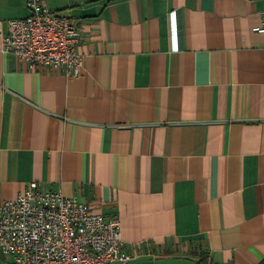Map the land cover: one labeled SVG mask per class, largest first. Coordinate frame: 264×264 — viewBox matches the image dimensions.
I'll return each mask as SVG.
<instances>
[{
	"label": "crops",
	"instance_id": "crops-1",
	"mask_svg": "<svg viewBox=\"0 0 264 264\" xmlns=\"http://www.w3.org/2000/svg\"><path fill=\"white\" fill-rule=\"evenodd\" d=\"M43 1L82 65L0 52L1 197L36 182L117 217L111 264H264V0Z\"/></svg>",
	"mask_w": 264,
	"mask_h": 264
},
{
	"label": "built area",
	"instance_id": "built-area-1",
	"mask_svg": "<svg viewBox=\"0 0 264 264\" xmlns=\"http://www.w3.org/2000/svg\"><path fill=\"white\" fill-rule=\"evenodd\" d=\"M29 15L0 19V52L29 68L79 74V30L43 0H24ZM257 32H264V10ZM6 32L3 33V28ZM0 252L13 264H111L132 259L123 251L117 217L93 213L75 198L30 182L14 199L0 195Z\"/></svg>",
	"mask_w": 264,
	"mask_h": 264
},
{
	"label": "bare ground",
	"instance_id": "bare-ground-1",
	"mask_svg": "<svg viewBox=\"0 0 264 264\" xmlns=\"http://www.w3.org/2000/svg\"><path fill=\"white\" fill-rule=\"evenodd\" d=\"M29 12V11H28Z\"/></svg>",
	"mask_w": 264,
	"mask_h": 264
}]
</instances>
